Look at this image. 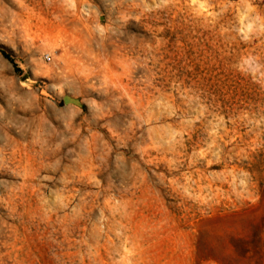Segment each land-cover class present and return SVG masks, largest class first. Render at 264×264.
Returning a JSON list of instances; mask_svg holds the SVG:
<instances>
[{
	"label": "rangeland",
	"instance_id": "rangeland-1",
	"mask_svg": "<svg viewBox=\"0 0 264 264\" xmlns=\"http://www.w3.org/2000/svg\"><path fill=\"white\" fill-rule=\"evenodd\" d=\"M0 264H264V0H0Z\"/></svg>",
	"mask_w": 264,
	"mask_h": 264
},
{
	"label": "water",
	"instance_id": "water-1",
	"mask_svg": "<svg viewBox=\"0 0 264 264\" xmlns=\"http://www.w3.org/2000/svg\"><path fill=\"white\" fill-rule=\"evenodd\" d=\"M63 102L64 103H73V104H76V105H81V102H80L79 98L72 97V96H70L68 94L63 96Z\"/></svg>",
	"mask_w": 264,
	"mask_h": 264
},
{
	"label": "trees",
	"instance_id": "trees-1",
	"mask_svg": "<svg viewBox=\"0 0 264 264\" xmlns=\"http://www.w3.org/2000/svg\"><path fill=\"white\" fill-rule=\"evenodd\" d=\"M4 55H5L6 57H8V55H7L6 53H4ZM12 62H13V61H12ZM13 65H14L15 70H16L17 72H19L20 69H19V67L17 66V64L13 62Z\"/></svg>",
	"mask_w": 264,
	"mask_h": 264
},
{
	"label": "built area",
	"instance_id": "built-area-1",
	"mask_svg": "<svg viewBox=\"0 0 264 264\" xmlns=\"http://www.w3.org/2000/svg\"><path fill=\"white\" fill-rule=\"evenodd\" d=\"M47 58H49V57H47Z\"/></svg>",
	"mask_w": 264,
	"mask_h": 264
}]
</instances>
